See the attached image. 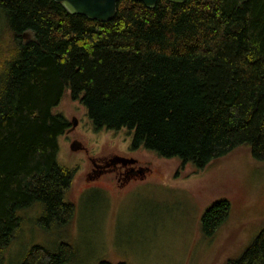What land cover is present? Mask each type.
<instances>
[{
    "label": "trees",
    "instance_id": "trees-1",
    "mask_svg": "<svg viewBox=\"0 0 264 264\" xmlns=\"http://www.w3.org/2000/svg\"><path fill=\"white\" fill-rule=\"evenodd\" d=\"M0 8L11 42L0 80V264L21 210L42 204V225L73 217L64 195L72 170L57 162L58 138L72 125L57 109L66 95L96 130L126 129L132 149L201 169L245 147L264 163V0L153 8L119 0L104 22L53 0H0ZM230 211L226 198L210 203L202 234L213 236ZM74 256L60 240L53 249L33 244L18 264ZM226 264H264V227Z\"/></svg>",
    "mask_w": 264,
    "mask_h": 264
},
{
    "label": "rangeland",
    "instance_id": "rangeland-1",
    "mask_svg": "<svg viewBox=\"0 0 264 264\" xmlns=\"http://www.w3.org/2000/svg\"><path fill=\"white\" fill-rule=\"evenodd\" d=\"M6 22L0 8V80L11 45ZM57 109L72 124L58 138L57 162L72 170L64 195L75 211L65 224L42 225V204L21 210L7 264H18L33 244L53 249L60 240L75 249L67 264H226L264 227V163L255 162L247 148L196 169L143 146L132 149L126 129L96 130L68 95ZM121 157L136 160L144 174L124 178ZM99 165L104 168L95 177ZM221 198L231 203L229 217L206 237L200 215Z\"/></svg>",
    "mask_w": 264,
    "mask_h": 264
},
{
    "label": "water",
    "instance_id": "water-1",
    "mask_svg": "<svg viewBox=\"0 0 264 264\" xmlns=\"http://www.w3.org/2000/svg\"><path fill=\"white\" fill-rule=\"evenodd\" d=\"M59 3L67 13L80 14L90 20L109 21L116 14V6L119 0H53ZM141 2L147 8H153L157 0H133ZM172 3L181 4L185 0H168ZM27 33H24L25 36ZM27 36V35H26ZM75 121L73 122V125Z\"/></svg>",
    "mask_w": 264,
    "mask_h": 264
},
{
    "label": "flooded vegetation",
    "instance_id": "flooded-vegetation-1",
    "mask_svg": "<svg viewBox=\"0 0 264 264\" xmlns=\"http://www.w3.org/2000/svg\"><path fill=\"white\" fill-rule=\"evenodd\" d=\"M121 161L123 162L124 167L122 168V174H124V178H136L137 176L143 175L144 170L137 164V161L132 159V158H127V157H121ZM134 161V163H131ZM125 163V164H124ZM113 166H110L111 169L115 167V164L112 163ZM98 165V164H97ZM105 165V164H104ZM104 165H99L98 168L93 170L94 176L96 177L99 173L103 171V166ZM111 165V164H110Z\"/></svg>",
    "mask_w": 264,
    "mask_h": 264
}]
</instances>
